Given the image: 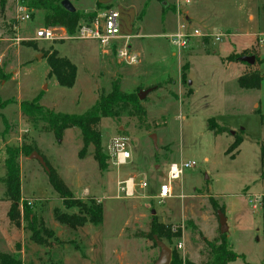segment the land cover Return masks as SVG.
Returning a JSON list of instances; mask_svg holds the SVG:
<instances>
[{
	"label": "rangeland",
	"instance_id": "374dc122",
	"mask_svg": "<svg viewBox=\"0 0 264 264\" xmlns=\"http://www.w3.org/2000/svg\"><path fill=\"white\" fill-rule=\"evenodd\" d=\"M70 1L78 11L85 12L93 10L98 0ZM175 1L166 0L165 5ZM256 2L259 0H246L247 10L254 8ZM17 4V0H7L4 10L0 5V98L13 100L5 107L0 105V251L20 258L23 264H154L160 248L152 238L142 234L150 231L153 216H158L165 224L181 229L179 238L162 239L172 254L176 244L182 241L185 248L177 250L180 256L200 263L209 257L203 237L214 240L221 234L218 210L223 207L229 228L226 234L238 254L230 264H261L264 260V179L260 151L264 139V76L259 89L241 88L238 78L246 67L250 68L249 72L263 73L264 63L256 60L253 65L238 62L227 66L222 62V56L232 45L223 28L230 17L228 11L217 15L213 35L193 38L189 47L178 51L167 38L177 29L173 16L166 17L172 9L163 7L159 0H113L111 7L119 10L121 25L126 22V26L134 32L139 28L142 34L133 42L136 51L142 54L141 62L127 65L119 61L112 49L105 50L94 41L35 39L37 30L44 25V12L35 10L30 20L21 22L16 18ZM187 6L197 17L187 29L198 28L206 33L199 22L210 13V0H194ZM106 9L98 6L97 11ZM255 31L264 32V15H256L253 20L249 16L242 19L233 42L239 48L249 47L250 33ZM217 34H222L225 40H216ZM261 39L264 36H258L244 55L264 60ZM28 41L32 42L31 46L23 44ZM52 46L76 64L73 87H63L55 77L48 78L49 65L43 52ZM183 70L186 80L181 76ZM116 79L120 80L123 91L139 92L140 88L152 86L156 89L141 100L147 110L141 121L128 113L102 119L103 150L109 156L105 169L94 158L93 147H89L85 157H79L83 147L79 128L67 129L60 139L54 132L43 131L42 123H30L21 114L19 103L37 95L41 96L42 105L56 112L82 114L103 91L111 90ZM189 82L194 89L190 97ZM255 101L259 104L254 107ZM211 118L226 125L230 132L215 134L209 129ZM232 131L244 137L234 156L228 153L235 141ZM121 136L128 138L132 159L117 168L108 146L114 137ZM25 144L39 149L75 197L84 201L95 198L103 204L101 223H87L78 229L59 223L54 216L55 208L67 213L78 209L63 205L50 183L49 172L37 159L30 158L31 154L23 153L18 157L21 226L10 222L5 161L8 149ZM192 160L197 162L196 169L186 170L173 182L171 198L162 204L151 199L166 179L171 162ZM132 175L138 181H147L149 187L127 198L119 193V183ZM41 221L55 233L50 238V247L30 239V226ZM56 236L70 244H59ZM23 248L25 251L20 252Z\"/></svg>",
	"mask_w": 264,
	"mask_h": 264
},
{
	"label": "trees",
	"instance_id": "16d2710c",
	"mask_svg": "<svg viewBox=\"0 0 264 264\" xmlns=\"http://www.w3.org/2000/svg\"><path fill=\"white\" fill-rule=\"evenodd\" d=\"M164 5L166 0H159ZM32 12L41 10L43 15V27H64L68 33L75 32L77 25L83 18H93L96 12L85 13L76 10L71 12L61 4L62 0H20ZM7 0H0L2 10L5 9ZM99 6H102L98 4ZM163 7L167 8V4ZM106 7H111L107 5ZM27 46H31L32 42H23ZM247 50L240 54H231L227 59L229 61H239ZM44 57L47 58L49 65L48 78L55 77L59 85L63 87H73L77 78L78 68L68 57L61 56L59 51L53 46L44 50ZM259 63H264L256 56ZM247 64V63H246ZM187 65L184 66L186 68ZM186 72L183 70L182 79L186 80ZM264 72L258 70L244 73L238 78V84L243 89H259L262 86ZM141 89V88H140ZM140 89L138 91H140ZM41 96L37 95L32 100H22L20 102L21 114L26 117L27 121L33 124L42 123V130L45 132H54L57 138H62L65 131L69 128L77 127L81 130L83 140V147L79 152V157L83 158L87 154L89 147H93L94 158L97 160L99 167L105 169L108 165L109 156L103 150V136L101 132V122L103 118H119L124 113L135 116L141 121L147 115V110L138 97V92L123 91L119 79L112 82L111 90L109 92L103 91L99 98L95 101L91 108L82 114H72L56 112L40 103ZM13 100H1V107H5ZM259 112V110H258ZM262 125L264 127V114H262ZM209 129L214 131L215 134H223L230 132L226 125L219 124L215 118L209 120ZM243 131V130H242ZM244 137L239 133L235 134V141L230 145L228 153L234 156V152L238 151ZM33 151H38L37 147L31 145H23L20 148H10L7 151L8 157L5 164L7 174L4 178L6 184L5 195L11 206L8 211L10 222L16 227L21 226V208L20 200L21 195V180H20V164L18 157L21 153L30 155ZM261 151V176L264 179V139L260 146ZM50 168L49 179L53 189L59 194L66 208H77L78 212L67 213L60 208L54 209L55 219L69 228L78 229L87 223L99 224L103 221V204L95 198L84 201L75 197L73 191L60 177L55 169L52 168L47 158L44 156ZM212 203L215 200L211 199ZM27 208V207H26ZM28 209V208H27ZM222 212L224 208L221 207ZM31 236L30 239L41 246L50 247L52 242L50 238L55 236L53 230L45 226L41 221L39 224H32L30 226ZM145 237L152 238L155 242V236L159 239L173 240L181 236V229L174 228L172 225L165 224L160 221L158 216H153L151 228L148 233H143ZM59 244L66 243L56 236ZM209 249V257L198 263L190 260L189 258L183 259L177 252L178 247L176 244L173 250L171 264H230L238 258V254L234 251L227 234H220L216 239L209 240L203 237ZM71 242V241H70ZM69 243V242H68ZM156 244V242H155ZM157 245V244H156ZM0 264H23L22 260L11 253L0 251ZM264 264V260L261 262Z\"/></svg>",
	"mask_w": 264,
	"mask_h": 264
},
{
	"label": "built area",
	"instance_id": "2783aa9c",
	"mask_svg": "<svg viewBox=\"0 0 264 264\" xmlns=\"http://www.w3.org/2000/svg\"><path fill=\"white\" fill-rule=\"evenodd\" d=\"M16 7L17 20L25 22L31 19L29 8L17 0ZM121 14L119 10L111 7L96 13L93 18H83L77 25L75 32L70 34L64 27H41L37 30L35 39L58 41V40H88L94 41L105 50L112 49L115 56L121 63L127 65H137L141 62V56L136 52L131 43L130 35H123L121 29ZM211 36L203 33L199 29L194 31L181 30L176 33L168 34L167 38L170 44L183 50L192 42L193 38ZM216 40H221L222 34L215 36ZM109 154L115 167L120 168L129 164L132 159V152L129 149L127 137H114L108 146ZM196 161L171 162L166 172V179L159 184L156 192L151 199L159 204L165 203L167 199L174 195L173 182L180 179L186 170H195ZM149 187L147 181L137 180L136 176H129L122 179L119 183V193L124 197H135L137 190H145ZM178 249H184L185 244L180 241L177 244Z\"/></svg>",
	"mask_w": 264,
	"mask_h": 264
},
{
	"label": "crops",
	"instance_id": "0c3cea01",
	"mask_svg": "<svg viewBox=\"0 0 264 264\" xmlns=\"http://www.w3.org/2000/svg\"><path fill=\"white\" fill-rule=\"evenodd\" d=\"M112 1L113 0H98L96 3V7L93 10H84V11H85V13H92V12L97 13V12H99V11H97V8L99 6L98 4H100L102 6H107V5L112 6ZM193 1L194 0H177L175 2H171L170 4H168L169 6H167V9H172V10L170 11L171 13H168L166 17H167V19H169V17L173 16L174 20H176L175 24H176L177 29L173 33H176V32L181 31L183 29L189 30L187 28L188 27L191 28V26H193V24H194L193 22L196 21L197 17L192 12V9H190L187 6L188 4L192 3ZM237 2H238V4H237ZM222 6H224V7H222ZM210 7H211L210 9L212 11L210 10V13H208L204 18L200 19L199 25L202 26L206 30L207 34L213 35V29L216 28V26L218 24V22L216 21L217 15L224 12V11H228V14L230 15V17L228 18V21H226L227 23L225 22V25L223 26V28H225V31L228 34L227 38L232 45H230L229 49H227V51H226L227 54L225 56H222V59H223L222 62L224 64H227V66H231V65H234L238 62H242L240 60L239 61H229L227 58L231 54H240L243 51L248 50V48H250L254 44V41L257 39L258 36L259 37L264 36V32H262V33L258 32V31L251 32L250 36L252 38V41L250 43V46L246 47V48L237 47V45L235 44V42H233V40L238 35L237 31L241 26L242 19H245L246 16H249V19L253 20L256 15H258V16L264 15V2L259 0V2H256V5L254 8L247 10L246 0H210ZM161 11H162V8H161ZM166 17L164 16V18H166ZM171 24H172V22H171ZM121 29H122L123 35H130L131 36L132 47L136 51L133 42L135 41V39L139 38L142 35L140 33L139 28H137L134 32V29L132 30L131 27L129 28L128 26H126V22H122ZM195 29H198V28H195ZM221 40L222 41L225 40L223 35H222ZM260 42L262 44L264 42V39H261ZM260 47H261V45H259L258 51H260L259 50ZM176 50H178V49H176ZM178 51H180V50H178ZM140 56H142V54H140ZM242 63L246 64L245 62H242ZM249 69L250 68H248V67L244 68L243 74L249 72L250 71ZM189 83H191V85L189 87L190 90H189V95H188L190 97L194 94V89L192 87V82H189ZM256 104H259V103L255 101L254 107ZM19 106H20V103H19ZM223 134H225V133H223ZM217 135H222V134H217ZM173 162H176V161H173ZM63 244L67 245L70 243H63ZM61 249H63V248H61ZM64 250H65V248H64ZM23 251H25L24 248L22 250H20V252H23ZM61 259H62L63 263H65V261L62 257H61Z\"/></svg>",
	"mask_w": 264,
	"mask_h": 264
},
{
	"label": "water",
	"instance_id": "95a60500",
	"mask_svg": "<svg viewBox=\"0 0 264 264\" xmlns=\"http://www.w3.org/2000/svg\"><path fill=\"white\" fill-rule=\"evenodd\" d=\"M61 4L63 7H65L67 10L71 12H75L76 8L72 4L70 0H62ZM42 56V55H41ZM240 61L245 62L247 64L253 65L256 62V56L255 55H243L240 57ZM156 89V86L148 87L144 90H140L138 92V97L140 100H143L150 92ZM236 131H232V134H235ZM153 141L156 144V137L155 135L152 136ZM30 158L37 159L44 168L49 172L50 168L47 164L46 159L42 154H40L38 151H33L30 155ZM219 215V221H220V227H221V233L226 234L229 230L227 225V219L221 210H218ZM155 242L157 246L160 248V256L155 260L154 264H170L172 259V249L168 247L161 239H159L157 236H155Z\"/></svg>",
	"mask_w": 264,
	"mask_h": 264
}]
</instances>
